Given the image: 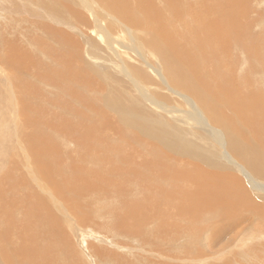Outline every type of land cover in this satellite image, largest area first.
<instances>
[{
	"label": "bare ground",
	"instance_id": "obj_1",
	"mask_svg": "<svg viewBox=\"0 0 264 264\" xmlns=\"http://www.w3.org/2000/svg\"><path fill=\"white\" fill-rule=\"evenodd\" d=\"M39 1L45 12L59 25H73L72 22L77 19L83 22L77 13L79 11L69 6L71 0ZM79 1L86 4L89 10L94 8L89 0ZM91 1L101 11L100 16L92 15L91 22L98 33L102 32L101 20L104 15L109 17L103 25L104 29H112V22L124 25L132 41L135 31L143 33L141 44L159 57L170 82L183 88L188 93L187 97L194 100V111L203 118V127L208 125L212 128L206 139H213L214 148L226 149L228 154L221 151L218 159L211 161L201 147L187 139L175 124L171 126L161 117H146L143 108L137 110L132 104H125L127 101H123L124 96L119 90L97 94L105 87L99 83L96 69L82 60L78 39L61 27L44 24L41 19L39 30L58 46L52 55L54 64H43L41 56L32 49L29 51L26 40L18 38L13 31L12 28L20 22L18 15L25 11V6L11 0V6L6 8L8 12L11 8L12 15L8 17V24L3 25L4 30H0V34H4L0 35V65L9 71L6 78L12 77V74L15 76L17 94H14L13 102L6 100L5 107L0 100V127L4 124L6 128L10 123L7 116L2 119V112L11 109L15 120L12 124L19 130L23 156L18 160L12 155V166L9 167L8 160L4 161L0 155V170H3L0 178V264H81L64 230L67 217L76 215L79 221H83L80 212L84 210V203L89 205L91 196L108 186L115 187L124 208V200L129 197L127 183L136 178V170L143 168L158 175L148 182L155 192L151 195L148 190L146 195L148 202L152 200L154 203L151 204L157 205L156 213L174 214L175 221L186 219L188 223L199 221L202 224L192 229L193 239L200 240L204 232L212 229V223L220 224L226 220L230 226L225 228L231 229L236 225L232 223L237 217L254 218L261 223L260 226L264 224L263 202L254 199L246 190L247 184L264 193V92L253 82L255 72L259 71L262 76L259 79L263 81L264 65L258 63L260 51L254 47L252 49V44L246 41L249 37L245 32L246 24L242 22L245 14L236 16L233 8H237L238 4L230 0L223 9L217 5L216 16L209 14L206 19L209 22L196 25L189 33L188 42L178 43L184 51L183 56L178 58L163 27L161 34L160 11L141 5L148 0ZM175 2L180 4L182 0ZM152 19L158 21L156 28L150 25ZM103 35L107 39L106 44H109L107 34L103 32ZM235 51L244 55L246 63L241 71L242 81L236 78L235 71L243 60L233 55ZM232 56V64L235 61V65L231 66L230 62L222 64L228 69L225 74L222 73L221 79L216 77L215 73L219 71L216 66L220 63L215 66L213 63L219 60L226 62ZM253 61L257 62L255 66L259 65L258 71L255 70L257 67L251 65ZM29 67L38 71L35 77L32 76L34 81L21 77ZM207 67L211 68L212 73L205 70L203 74ZM139 74L145 77L141 71ZM206 79L211 80L202 86ZM131 81L136 87L135 80ZM41 84L60 90L59 93L66 94L69 100L65 105L58 104L60 106L56 109L44 106L40 103V97H47V93ZM7 91L10 92V89ZM89 92L96 94L93 93V96ZM140 94L148 99L146 101H151L144 91L140 90ZM95 98L100 100V104L95 102ZM74 99L76 102L71 105ZM52 100H48V103ZM149 103L155 104L153 101ZM52 126L57 134L59 131L60 134L69 132L74 135L75 148L83 149L82 152L75 150L70 157H64V147L43 132V128L45 130ZM22 129H27L28 133ZM7 137L10 135L1 138V143H8ZM75 154L74 159L72 156ZM64 161L82 164L69 171ZM235 170L239 171L241 177L236 175ZM252 177L260 179L261 183ZM123 217L130 226L128 233L138 237L148 234L149 230L145 232L144 227L155 218L151 219L146 213L133 218L127 212ZM160 226L149 232L151 238L158 240L165 237L163 233L169 227ZM231 241L228 239L226 244ZM191 253V250L187 251V255Z\"/></svg>",
	"mask_w": 264,
	"mask_h": 264
},
{
	"label": "rangeland",
	"instance_id": "obj_2",
	"mask_svg": "<svg viewBox=\"0 0 264 264\" xmlns=\"http://www.w3.org/2000/svg\"><path fill=\"white\" fill-rule=\"evenodd\" d=\"M234 1L238 4L237 8L233 7L235 15L240 16V14H245V19H243L242 22L246 24L247 27L245 26V32L247 36L251 38H246V41L249 45L252 44L250 45L252 49L254 47L256 51H260L258 63L261 62L264 65V0H246L245 2H242V0ZM16 2L20 5H24L25 11H22L18 15V17H20V22L12 29L18 38H22L24 41L26 40V48L29 51L32 49L36 55L41 56L43 64L54 62L52 55L58 46L52 39H48L46 35L39 30L38 24L41 22V19L44 21V24L53 27H61L62 30L70 33L73 38L78 39L80 42L79 49L82 60L96 69L100 79L99 83L105 87L97 94H107L109 90L112 91L114 89L119 90L120 93H122L121 95L124 96L123 101H127L125 104H132L137 110L143 108L146 117H161L166 123L169 122L171 126L175 124L187 139H190L201 147L204 155L210 158L211 161H216L221 151L223 153H225V151L226 153L228 152L226 149L221 150V147L215 149L214 140L206 139V135L212 128H209L208 125L203 127V118L201 119L200 113L199 116L194 111V109H196L194 100L187 97L188 93H186L183 88L181 89L170 82L159 57L150 48L144 47L141 44V40L144 38L142 32L135 31L132 41L124 25H118L112 22L110 27L112 29H104L103 25L109 20V17L104 15V18L101 20L102 32L98 30L100 31L98 33L91 22H93L92 15L96 14L100 16L101 11L98 10L94 1L91 0H89V2L94 7L92 8L93 10H89L86 4L84 5L79 0L70 1L69 6L79 11L77 13L83 22L80 23L78 19L75 21L72 20L73 25L69 26L57 24V22L45 12L39 0H16ZM228 2H230V0H182V2L178 4L175 0L173 3L171 0H148V2L141 3V5L150 6L160 11L162 15L161 34L166 32L168 39L171 40L172 49L176 52L178 58H181L184 51L180 49L179 44L188 42L190 39L189 33L192 32L196 25L209 22L206 20L209 14L216 16L215 12L218 10L216 8L217 5H220L221 9H223L225 3L228 4ZM235 3L234 5L237 6ZM10 4L11 0H0L1 31L4 30H2L4 27L3 25L8 24V17L12 15L11 8L9 9L10 15L7 10L11 6ZM131 4L133 5V2H131ZM6 6H8V8H6ZM64 16L68 17V14L64 13ZM13 17L15 19L16 15ZM157 23L158 21L156 19L150 20V25L152 27L156 28ZM27 28L29 29L27 30ZM28 32H30V38H28ZM103 32L107 34L109 44H106L107 39L104 37ZM0 35L4 34L2 33ZM10 36L11 35H9V37ZM36 38H40V40L38 41ZM256 43L257 45H255ZM237 53L238 55H236ZM233 55L241 60L244 59V55H242L241 52L235 51ZM0 57L2 58L1 55ZM233 59L234 57L232 56L229 59L227 58L225 60L226 62H221L219 60L213 63V66L220 63L216 66L217 70H219L218 73H215L216 77L221 79L223 77L222 73L225 74L226 69H228L227 66H221L222 64L230 62L231 66L233 64L235 65V61L232 64ZM244 62V60L240 62L239 65H237L238 70L235 71L236 78L239 77L240 79L238 80L241 81V75H243L241 71L246 66ZM251 65L255 66L257 62L253 61ZM255 67H257L255 70L258 71L259 65ZM205 70L206 72L212 73L210 67L204 68L203 74H205ZM139 71L144 74V78L139 74ZM260 73L261 71L255 72L256 75L254 74L255 76L253 77L255 81L253 82L256 87H259L264 92V79L263 81L259 79V77H262ZM37 74L38 71L29 67L26 72L23 71V76L21 77L29 81L33 80L32 76L35 77ZM8 75L9 71L0 65V100H2L1 105L4 107L9 99L13 102L14 94H17L15 76L12 74V77L6 78L5 76ZM133 79L137 86L139 85L138 87H135L132 83L133 81L131 80ZM211 79H206V82H202L201 85H207ZM139 82L140 84H138ZM41 85L45 88V92L47 93L46 96L48 97L49 95L48 98L44 95L40 97V103H43L44 106L47 105L46 107L48 108L52 106L56 109L60 106L58 104L62 103L65 105L64 103L69 100L66 94L59 93L60 90L48 85ZM8 89H10V92L7 91ZM140 90L144 91V94L155 104L153 105L149 103L151 101H146L148 99L145 96L142 97ZM93 93L96 94L95 92ZM93 93L89 92L91 95H93ZM182 95L185 96L184 99ZM51 97L54 100H52ZM96 98L99 97L97 96ZM48 100H52L50 104ZM96 100L95 102L100 104V100ZM71 102L72 101H70V103ZM75 102L74 99L71 105ZM54 103H57V105ZM160 108L162 110H160ZM3 110H5V108H3ZM86 112H89V110ZM2 113L4 114V117L1 116L2 119L4 120L5 116H7L10 123H7L6 128L3 126L4 124L0 127V155L4 158V161H6V159L8 160V166L11 167L12 155L18 160L23 156L21 152L23 145L20 144L19 130L12 124L15 120L13 119V114H11V109L5 112L3 111ZM201 114L204 116L203 112H201ZM22 131L28 133L27 129H22ZM44 131L54 138L53 140L59 142L61 146L64 147V157H70L75 153V150L82 152L83 149L75 148V143L73 142L74 135H70L69 132L60 134L58 131L57 134L54 126L48 127L45 130L43 128V132ZM6 135H10V137L6 138L8 143L6 142V144H3L1 143V138H5ZM137 156L138 155H136V157ZM141 157L142 156H140V158ZM72 158L75 159L76 154L72 156ZM138 160L137 158V161ZM80 164H82V162L68 163L64 161V166L65 168L69 167V171L73 167L76 169ZM136 172V178L134 177L132 181L130 179V183H127L129 187V197L127 200H124V208L122 207L120 197L116 194L115 187L108 186L100 190V193L92 195L89 205L84 203V210L80 212L84 218L83 221H79L78 218L75 217L76 215L67 217L66 220L68 223L64 226V230L67 233L69 243H71V248L81 264H255L253 262L254 259H256L254 260L256 264H264V228H262L264 224L260 226L261 223L254 218L244 219L243 216L242 219H240L237 217L232 223V225L235 223L236 225H233L231 229L225 228L230 226L226 220L227 224L225 221L220 224L212 223V229L208 230L209 232L206 231L207 233L204 232L200 240L193 239L194 237L191 235V233L193 234L192 229L198 226L200 227L202 224H200L199 221L188 223L186 219H177L175 221L174 214L172 216L170 213L165 215L158 212L156 213L155 210H158L157 205L151 204V202L154 203L152 200L148 202L146 195L148 190L151 192V195L155 192L154 187L148 186V182L155 180L158 175L156 176L150 173V170L146 168L136 170ZM235 172H237V176L241 177L239 171L235 170ZM2 175L3 170H0L1 179ZM252 179H255L257 183H261L260 179H256L255 177H252ZM137 180H140V182ZM245 180L248 182L247 179ZM1 185H4V179ZM142 185L145 187L143 188ZM37 190H39V188H37ZM246 190L254 199L261 203L263 202L264 207V201H262L264 200L262 199V195H264L263 192L252 189L250 185L247 184ZM40 194L44 195L41 191ZM154 198L155 197H153V200ZM135 205L136 209H134ZM148 205L152 208H149ZM153 205H155V208ZM126 212L128 215L131 213L133 218L138 216L142 217V214L145 213L151 216V219L155 217L153 221H150L144 227L145 232L149 230V232L152 233V230L159 228V225H161L160 228L162 226L166 228L169 227V229L165 230L163 233L165 237L157 240L153 237L151 238L152 235L149 232L139 237L134 236L135 234H129L128 231L130 230V226L126 224L127 221L125 222V218L123 217ZM85 215L88 216L87 219H85ZM161 218L164 219L162 220ZM172 222L176 223L173 225ZM216 230L218 231L216 232ZM246 234L248 236L251 234L253 235L244 238L243 235ZM226 239L227 241L228 239L232 241L226 244ZM211 243H213V245ZM190 250L192 252L191 255H187V251L190 252ZM245 254L246 256H244Z\"/></svg>",
	"mask_w": 264,
	"mask_h": 264
}]
</instances>
